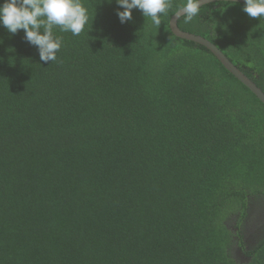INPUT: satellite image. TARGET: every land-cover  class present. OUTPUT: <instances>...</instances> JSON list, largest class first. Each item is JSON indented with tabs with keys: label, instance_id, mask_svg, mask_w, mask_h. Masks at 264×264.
<instances>
[{
	"label": "trees",
	"instance_id": "16d2710c",
	"mask_svg": "<svg viewBox=\"0 0 264 264\" xmlns=\"http://www.w3.org/2000/svg\"><path fill=\"white\" fill-rule=\"evenodd\" d=\"M84 3V32L55 29L56 62L0 26V264H264V239L250 263L232 252L264 202V104L173 34V10L158 29ZM243 5L178 25L264 91V18Z\"/></svg>",
	"mask_w": 264,
	"mask_h": 264
},
{
	"label": "clouds",
	"instance_id": "9594fccd",
	"mask_svg": "<svg viewBox=\"0 0 264 264\" xmlns=\"http://www.w3.org/2000/svg\"><path fill=\"white\" fill-rule=\"evenodd\" d=\"M113 0H108L112 3ZM235 2V0H233ZM120 22L133 19V9L142 11L147 19L159 29L162 18L169 10L185 24L191 23L201 12L204 0H185L174 7L172 0H115ZM122 8L123 10H119ZM251 18H264V0H244L242 9ZM90 19L84 0H2L0 2V26L15 34L23 29L25 40L36 46L40 60L56 62L57 53L64 38L57 35L71 33L79 36L85 31Z\"/></svg>",
	"mask_w": 264,
	"mask_h": 264
},
{
	"label": "water",
	"instance_id": "95a60500",
	"mask_svg": "<svg viewBox=\"0 0 264 264\" xmlns=\"http://www.w3.org/2000/svg\"><path fill=\"white\" fill-rule=\"evenodd\" d=\"M220 1L233 2V0H204V4H202V6ZM235 3H244V0H235ZM180 19L176 16L171 18L170 29L173 34L180 39L197 43L209 50L226 70H228L237 80L250 89L251 92H253V94H255V96L264 104V91L241 69H239L217 45L203 36L185 32L180 29L178 25Z\"/></svg>",
	"mask_w": 264,
	"mask_h": 264
},
{
	"label": "flooded vegetation",
	"instance_id": "af4514ba",
	"mask_svg": "<svg viewBox=\"0 0 264 264\" xmlns=\"http://www.w3.org/2000/svg\"><path fill=\"white\" fill-rule=\"evenodd\" d=\"M237 221L238 219H233V226L236 225ZM243 227L246 233L243 237L244 245L238 237H234L235 245L232 252L236 261L250 263L252 257L246 254V250L250 251L260 240L264 239V202L251 205L247 220H244L242 224ZM233 230L238 233L239 228L234 227Z\"/></svg>",
	"mask_w": 264,
	"mask_h": 264
}]
</instances>
